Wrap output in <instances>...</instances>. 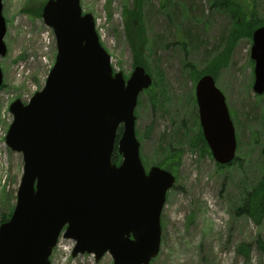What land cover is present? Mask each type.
Segmentation results:
<instances>
[{
    "label": "rangeland",
    "instance_id": "1",
    "mask_svg": "<svg viewBox=\"0 0 264 264\" xmlns=\"http://www.w3.org/2000/svg\"><path fill=\"white\" fill-rule=\"evenodd\" d=\"M43 1L3 0L7 54L0 60L4 76L0 87V225L16 204L24 167L22 153L6 144L13 121L9 106L18 98L27 102L41 90L56 60V36L44 23L42 11L23 12ZM141 1L145 34L140 37L138 27L133 26V33L127 30L128 22L136 23L125 14L135 6L134 0H81V6L96 19L114 71L127 78L136 66H144L141 55L147 63L145 69L153 82L140 93L135 109L144 166L147 170L154 165L165 167L169 155H176L177 163L170 166L177 181L167 194L161 218V251L150 264H264L259 245L264 242V217L257 224L235 211L264 169V94L253 91V36L237 38L228 48L226 39L233 33L234 19L213 7L211 0ZM252 1L249 5H254L264 22V0ZM139 39L146 40L142 54L136 52ZM209 69L215 72L211 74L226 96L235 125V165L222 166L212 154L202 153L191 143L202 131L196 83ZM73 243L61 241L50 258L52 264H64L68 254L66 264H114L110 253L98 262L93 254L74 257ZM242 245L249 246L248 253Z\"/></svg>",
    "mask_w": 264,
    "mask_h": 264
},
{
    "label": "water",
    "instance_id": "2",
    "mask_svg": "<svg viewBox=\"0 0 264 264\" xmlns=\"http://www.w3.org/2000/svg\"><path fill=\"white\" fill-rule=\"evenodd\" d=\"M42 17L55 32L57 56L45 86L9 108L6 143L22 153L24 167L12 216L0 225V264H51L61 233L76 241L75 257L94 253L98 262L110 253L114 264H150L161 250L162 211L177 180L167 168L147 170L140 157L135 109L152 76L142 65L127 80L114 73L96 19L80 0H48ZM6 31L0 0V60ZM251 59L253 90L263 94L264 26L253 31ZM196 84L204 138L217 163L229 165L238 141L226 96L211 74Z\"/></svg>",
    "mask_w": 264,
    "mask_h": 264
},
{
    "label": "trees",
    "instance_id": "3",
    "mask_svg": "<svg viewBox=\"0 0 264 264\" xmlns=\"http://www.w3.org/2000/svg\"><path fill=\"white\" fill-rule=\"evenodd\" d=\"M38 1V0H36ZM44 0L43 2H41L40 4H31L29 5V7L25 10H23V12H28L29 15H33V14H38L39 10H43L44 4H45ZM145 2L147 0H144ZM213 2V7L217 8L219 7V9L221 11L230 13L232 18L234 19V27L233 30L230 34V37H228L226 39V42H228V48H231V46L234 44V42L236 41L237 38H240L242 36H253L252 33L253 31L264 25V22L261 21L258 18L257 15V11H255L254 9V5L250 6L249 4H252L253 1L252 0H211ZM35 2V1H34ZM135 2V6L132 9H128L126 10L125 14H129V17L132 19V21L136 22L135 25H132L131 23L128 22L127 24V30L130 33H133V26L138 27V29H140V33H139V37L143 34H145V28L144 26V21H143V17L145 18V15L142 13V8H141V0H134ZM42 15V13H41ZM143 16V17H142ZM147 18V17H146ZM139 27H142L139 28ZM236 28V29H235ZM133 36V35H132ZM144 40V39H143ZM141 39L138 40V44L136 46V52L142 51V47L145 44V41H143ZM132 41V40H130ZM228 52V50H227ZM142 54V53H140ZM220 57L221 55H219L215 61L217 60V62L220 61ZM145 58L147 59V56H145ZM143 63H144V67H147V63L146 61L142 58V55L140 57V59ZM141 61H139L138 63H140ZM214 61V63H212V67L214 68V66L216 65V62ZM141 65V64H140ZM208 72L214 74L215 72L212 70H208ZM196 77L199 76V73H197L195 75ZM123 130V126H121L118 130V139L121 137V133ZM198 134H196L195 138H191V143L193 144L194 147H197L198 149L200 148L202 153L207 152L210 154L209 151V146L207 144V142H205L204 136L202 131H200V129L198 130ZM200 146V147H199ZM118 148H116L114 154H113V162L117 163L119 165V163L122 161V157L120 155V153H118ZM170 159L168 161L169 164H166V166L164 167L163 165H160L164 168H167L170 171H173V168L170 165L176 164V155H169ZM235 161H237V156L235 158V160L232 162L233 165H235ZM176 162V163H175ZM171 163V164H170ZM261 178L260 181L253 185L252 188L248 189V191H246L243 194V200L241 202V204L239 206H237V208L235 209L237 215H246L249 218L251 217L257 224H261L262 219L264 217V169L262 171L261 174ZM14 209V208H13ZM12 210H10V212L8 214H4L1 222H5L7 220L10 219V217L12 216ZM259 245L261 247V249L263 248L264 250V242L260 241ZM243 251L245 253H248L250 248L248 245H242Z\"/></svg>",
    "mask_w": 264,
    "mask_h": 264
},
{
    "label": "flooded vegetation",
    "instance_id": "4",
    "mask_svg": "<svg viewBox=\"0 0 264 264\" xmlns=\"http://www.w3.org/2000/svg\"><path fill=\"white\" fill-rule=\"evenodd\" d=\"M205 139V138H204Z\"/></svg>",
    "mask_w": 264,
    "mask_h": 264
}]
</instances>
